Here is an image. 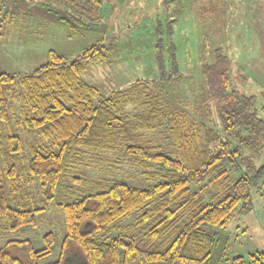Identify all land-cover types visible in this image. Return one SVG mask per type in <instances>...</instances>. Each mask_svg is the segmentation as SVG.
<instances>
[{"label":"trees","instance_id":"trees-1","mask_svg":"<svg viewBox=\"0 0 264 264\" xmlns=\"http://www.w3.org/2000/svg\"><path fill=\"white\" fill-rule=\"evenodd\" d=\"M51 1L83 24L100 18L102 0ZM103 48L96 43L72 59L49 49L47 59L27 74L0 72L4 158L22 151L24 134L44 142L31 148L24 170L4 159L1 228L24 232L36 226V214L45 209L22 206L18 196L24 183L37 180L44 200L51 203L79 158L91 167L112 153V171L127 160L145 170L150 184L138 187L116 178L71 176L72 186L86 192L55 202L66 232L58 258L46 264H205L215 241L211 229L224 226L235 212L252 209L251 189L261 168L254 172L243 150L258 153L264 146V118L256 111V96L229 88V62L223 55L202 68L213 99L210 126L172 107L148 80L103 95L82 78L90 61L101 60ZM175 48L170 42L171 71L166 72L159 56L160 81L177 72ZM159 129L169 141L166 146L152 134ZM243 161L252 173L232 177ZM41 240L44 246L38 249L29 238L6 241L0 246V264H42L55 238L46 232ZM75 250L81 254L78 262ZM229 264H264V254L235 255Z\"/></svg>","mask_w":264,"mask_h":264},{"label":"rangeland","instance_id":"rangeland-1","mask_svg":"<svg viewBox=\"0 0 264 264\" xmlns=\"http://www.w3.org/2000/svg\"><path fill=\"white\" fill-rule=\"evenodd\" d=\"M212 2L210 9V0H102L99 20L83 24L51 0H0V72L27 74L47 59L49 49L72 59L91 45L103 44L101 60H92L86 66L82 75L85 82L107 95L137 80H148L162 90L172 107L210 126L214 124V120L208 121L212 118L213 99L208 96L202 68L223 55L229 62V88L255 95L256 111L264 118V0ZM170 42L176 46L178 73L173 72L168 81H160L159 56L163 57L166 72L171 71L167 60ZM19 106L16 101V116ZM215 121L218 124V119ZM0 133V147H6V131ZM152 134L160 144H168L162 129ZM43 144L30 133L23 135L22 151L14 157L4 158L0 148V172H4V159L6 164L24 170L31 148ZM243 154L244 158L251 157L254 172L261 168L251 189L252 209L235 212L224 226L211 229L215 241L205 264H229L235 255L249 258V254H264V146L258 153L246 149ZM105 156L107 159L100 156L91 167L79 158L63 182L61 179L51 203L44 200L37 180L24 183L18 196L22 206L45 209L36 214V226L24 232H7L0 225V246L10 239L29 238L35 248H42V235L52 232L55 243L41 263L55 261L66 230L63 213L54 204L86 192L72 186L73 175L101 181L116 178L138 187L150 184L144 169L126 160L112 171L115 154ZM247 162L243 161L242 169L232 171L231 176L252 173ZM75 253L78 262L81 254L77 250Z\"/></svg>","mask_w":264,"mask_h":264}]
</instances>
